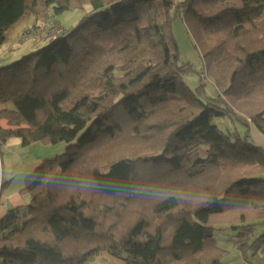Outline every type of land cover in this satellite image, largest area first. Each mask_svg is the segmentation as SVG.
Masks as SVG:
<instances>
[{
    "label": "trees",
    "instance_id": "obj_1",
    "mask_svg": "<svg viewBox=\"0 0 264 264\" xmlns=\"http://www.w3.org/2000/svg\"><path fill=\"white\" fill-rule=\"evenodd\" d=\"M88 5L71 30L0 64V148L13 137L67 145L1 217L0 264L102 252L223 264L217 230L253 256L264 246V147L249 140L250 124L264 134V0H0V46L32 16ZM177 18L201 71L182 60Z\"/></svg>",
    "mask_w": 264,
    "mask_h": 264
},
{
    "label": "rangeland",
    "instance_id": "obj_2",
    "mask_svg": "<svg viewBox=\"0 0 264 264\" xmlns=\"http://www.w3.org/2000/svg\"><path fill=\"white\" fill-rule=\"evenodd\" d=\"M90 6H86V9H70L65 10L61 12L60 14L56 15L55 17L50 16V20H55L56 23L62 24L63 27L66 29V31L71 30L78 21L84 17L86 14L90 12L89 8ZM33 19V16H32ZM32 19L29 23L32 22ZM26 22L20 23V26H18L14 32V34L4 42L0 46V64L7 65L11 64L13 61L19 59L20 55L27 54L30 52H34L37 49L41 48L46 44V40H41L39 42H34L33 40H25L23 36V32L25 31ZM172 30L173 34L178 42L181 57L183 61L190 62L194 69L197 71H201L203 67V61L200 57V53L196 48L193 47L192 39L187 34L186 28L184 23L180 19H176L172 24ZM206 73V72H205ZM205 73H202V76L205 78ZM185 82L188 84L189 87L195 88L198 84V75L197 74H187L185 76ZM206 95L213 97L216 96V89L213 86L211 82H205V89H204ZM15 141H19L17 138H14ZM14 140H11L13 142ZM253 141V140H252ZM12 145V143H10ZM66 143L60 142L57 144H50V143H32L29 146H25V150L22 152L24 159L31 158L29 161H33L34 158L37 160L36 163L40 162L43 159L53 158L55 156L61 155L65 148ZM10 147V146H9ZM12 148V147H10ZM3 155V165L4 170L6 168L10 169L12 172H15L16 165L18 163L16 162L17 156H12L11 153L7 150L6 146H4L2 149ZM6 157H9L8 161L6 160ZM37 158V159H36ZM28 161V160H26ZM35 163V164H36ZM264 230V225L258 227V233L261 234ZM215 237H220V235H224L223 232H220V230L215 231L214 233ZM230 238L231 231L229 234ZM226 235L223 236V240H221V237L218 239L222 244L229 247L228 243H225V240L227 242H230L231 240ZM248 257H252V250H249L247 252ZM264 255V246H259L254 250L253 256H259L260 258ZM95 255L91 256L88 259V264H90L91 258Z\"/></svg>",
    "mask_w": 264,
    "mask_h": 264
},
{
    "label": "crops",
    "instance_id": "obj_3",
    "mask_svg": "<svg viewBox=\"0 0 264 264\" xmlns=\"http://www.w3.org/2000/svg\"><path fill=\"white\" fill-rule=\"evenodd\" d=\"M30 20L26 23L29 24ZM27 26V25H26ZM0 126L1 127H8L7 120L4 118H0ZM250 134L249 140H253L259 146L264 147V134H262L254 125L250 124ZM15 137L10 138L1 148H0V219L1 217L7 212L8 209L24 205L28 202V194L24 193L22 189L25 185L26 177L33 172L36 165L37 160L29 161L31 158L24 159L22 152L25 150V146H23L19 141L14 140ZM11 140H14L11 142ZM12 143V145H10ZM6 146L9 153L12 156H17L15 172H12L10 169L6 168L4 170L3 165V155L2 148ZM12 148H10V147ZM29 146V145H28ZM9 157H6L8 161ZM37 159V158H36ZM28 160V161H26ZM36 163V164H35ZM2 187V188H1ZM223 232L224 235H220L221 240H223V236H227L230 238L229 234L230 231H220ZM231 240L225 243H228L229 247L219 242L228 250L227 255L223 259V264H264L262 261V257L259 256H252L250 258L242 257L241 253L235 249L232 245L233 240V233L231 232ZM219 237V238H220ZM218 238V237H217ZM218 238V239H219ZM88 262V261H87ZM86 262V264H88ZM90 264H124V259L115 257L114 255L108 252H102L96 254L94 257L91 258Z\"/></svg>",
    "mask_w": 264,
    "mask_h": 264
},
{
    "label": "built area",
    "instance_id": "obj_4",
    "mask_svg": "<svg viewBox=\"0 0 264 264\" xmlns=\"http://www.w3.org/2000/svg\"><path fill=\"white\" fill-rule=\"evenodd\" d=\"M65 33V29L55 20L44 19L40 16H33L32 22L28 24L23 36L25 40L34 41L50 40Z\"/></svg>",
    "mask_w": 264,
    "mask_h": 264
},
{
    "label": "water",
    "instance_id": "obj_5",
    "mask_svg": "<svg viewBox=\"0 0 264 264\" xmlns=\"http://www.w3.org/2000/svg\"><path fill=\"white\" fill-rule=\"evenodd\" d=\"M126 258H127L126 254L122 255V259L125 260Z\"/></svg>",
    "mask_w": 264,
    "mask_h": 264
}]
</instances>
